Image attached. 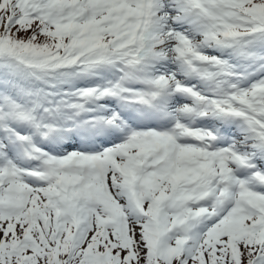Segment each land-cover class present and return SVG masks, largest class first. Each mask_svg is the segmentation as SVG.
Listing matches in <instances>:
<instances>
[{
  "label": "snow or ice",
  "instance_id": "snow-or-ice-1",
  "mask_svg": "<svg viewBox=\"0 0 264 264\" xmlns=\"http://www.w3.org/2000/svg\"><path fill=\"white\" fill-rule=\"evenodd\" d=\"M0 264H264V0H0Z\"/></svg>",
  "mask_w": 264,
  "mask_h": 264
}]
</instances>
